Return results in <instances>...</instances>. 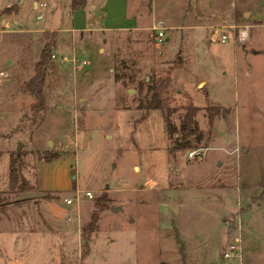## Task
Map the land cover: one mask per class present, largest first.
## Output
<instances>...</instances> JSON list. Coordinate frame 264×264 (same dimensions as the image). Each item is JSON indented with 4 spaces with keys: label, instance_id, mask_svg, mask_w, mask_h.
<instances>
[{
    "label": "rangeland",
    "instance_id": "rangeland-1",
    "mask_svg": "<svg viewBox=\"0 0 264 264\" xmlns=\"http://www.w3.org/2000/svg\"><path fill=\"white\" fill-rule=\"evenodd\" d=\"M183 2L153 0L156 22L205 27L166 29L158 40L152 30L82 36L78 31L72 37L47 30L42 38L40 28L70 25L69 7L61 12L49 1L38 19L41 10L28 1L0 0L1 143L4 149L23 143L24 176L32 181L34 164L38 194H50L32 193L34 198L16 205L10 202L13 195L1 193L0 264H60L61 257L70 264H183V259L264 264V209L249 207L244 190L240 200L234 187L215 185L230 179L232 186H240L239 174L249 168L250 158L236 170L237 155L247 150L253 157L264 155V0H185L186 19L180 12ZM53 37L52 53L67 61L51 58L57 69L46 89L44 120L30 134L11 135L13 128L29 123L21 118L25 111L32 115V99L19 86L33 74L43 42ZM73 57L77 62L86 58L88 64L73 69ZM120 65L126 73L136 67L137 80H170L164 97L175 108L171 120L176 126L186 105L199 107L195 119L205 143L210 137L209 148L199 145L207 148L201 160L188 158L193 147L173 149L178 142L166 136L157 111L136 107L134 83L114 80ZM130 88L135 91L128 95ZM214 104L228 113L209 125L205 106ZM46 152L57 155L47 160ZM219 157L223 165L217 167ZM8 169L9 155L3 152L0 191L8 188ZM122 179L126 188L114 190ZM86 190L93 198L84 196ZM101 193L110 201L83 257L81 227ZM171 203L180 204L179 212ZM115 205L123 210L114 212ZM235 236L241 239V258L224 259L222 244Z\"/></svg>",
    "mask_w": 264,
    "mask_h": 264
},
{
    "label": "trees",
    "instance_id": "trees-1",
    "mask_svg": "<svg viewBox=\"0 0 264 264\" xmlns=\"http://www.w3.org/2000/svg\"><path fill=\"white\" fill-rule=\"evenodd\" d=\"M71 10L83 8L86 5L85 0H69ZM189 9V7H187ZM186 9V10H187ZM236 17L243 18L242 12H236ZM262 21L254 22V24H261ZM48 32H42V38H47ZM57 40L55 37L50 38L49 41L43 42L40 49L38 58L34 64L33 74L29 79L23 81L19 86V92L32 99V102L28 105L32 115L30 116L26 111L22 114L21 118H26L29 121L27 124L16 126L11 130V135L14 133H26L30 134L32 130L39 126L44 120L45 111L47 109V99L49 93H46L47 88H51V80L56 74V64L51 59V54L56 46ZM176 61L180 60V55L175 58ZM124 65L116 67L114 73V80L120 81L125 78L130 83H134L136 89V95L131 97L133 100H137L136 107L141 109L144 113L150 111H157L163 120L164 132L166 136H172L178 142L173 149H186V148H197L203 140V131L199 128L198 123L195 119L196 112L199 107L189 104L185 107V112L181 116L179 126H176L171 120V114L175 111L174 107H171L166 98L164 97V91L169 86L170 80L166 77L149 78V80H137L136 79V67H131L129 72L126 73L123 69ZM125 67V66H124ZM120 68V70H118ZM121 102V98L119 100ZM121 102V107H124ZM207 111V120L209 125L212 124L213 119L218 115L224 116L228 113L227 109L222 108L220 105H209L205 106ZM23 110V108H22ZM194 141V142H193ZM171 149V148H170ZM3 152H7L9 155V169H8V188L5 191H0V195H13L11 199L12 204H21L34 197L29 195L32 193H42L37 187L34 179V164H31L30 174L32 181L26 179L23 174V168L25 165L24 157L25 151H21L17 154L16 149L3 148L1 143L0 135V155ZM57 154L52 152L44 153L43 157L47 160L55 157ZM28 195V196H27ZM40 197L48 198L49 193L38 194ZM38 196V197H39ZM37 198V197H36ZM110 198L106 193H101L93 203V209L90 213L89 220L81 227L80 239L82 256L84 257L90 248L92 237L98 232L99 225L98 221L102 211L108 208ZM1 205L3 203H0ZM184 258V256H183ZM60 264H70L64 257H61ZM160 264H169L167 262H161ZM183 264H190L185 262Z\"/></svg>",
    "mask_w": 264,
    "mask_h": 264
},
{
    "label": "crops",
    "instance_id": "crops-1",
    "mask_svg": "<svg viewBox=\"0 0 264 264\" xmlns=\"http://www.w3.org/2000/svg\"><path fill=\"white\" fill-rule=\"evenodd\" d=\"M21 1V0H19ZM28 1L33 6V9H40L42 16L38 19H41L44 16V11L47 10L48 2H54L62 12L69 7L70 10V25L67 27L57 26L54 28H40L39 31H57L58 35L60 32H69L71 37L74 33L79 31L80 36H82L85 32H97L100 34L111 33L114 31H132V30H151V26L156 22L157 14L153 7V0H150V10L149 16L147 19L143 17V8L146 0H85L86 5L83 8L71 10L70 1L69 0H25ZM184 4L180 10L184 11L183 18L186 19V7L185 0H183ZM45 4L44 9L41 8L42 4ZM68 10V9H67ZM164 25V24H163ZM205 27L204 24H184L182 22H170L168 25H164L163 33L165 35L166 29L178 30L181 28H195V27ZM154 39L156 32L153 31ZM163 35V36H164ZM55 49V48H54ZM57 55V54H56ZM112 69H110L111 71ZM225 118V117H224ZM223 117L220 119L215 117L213 119L212 124L217 120H224ZM211 124V125H212ZM201 129V128H200ZM203 145L207 148L210 146V137L207 139L205 143V137L201 141ZM200 143V144H201ZM199 144V145H200ZM208 144V145H207ZM232 151V150H231ZM229 151V152H231ZM249 157L250 164L249 168H247L246 172H240V186L234 185L232 186L233 180L230 179H219L215 185L221 188L234 187V189L238 192V197L241 200L242 191H246L245 201L249 199L250 204L249 207H257L264 209V155L253 157L251 156V152L249 150L245 151L243 154H239L235 158L236 170L241 167L243 158ZM216 161V166H222L223 161L219 157ZM138 169V166H137ZM171 174V172H170ZM126 183L120 180V183L114 188V190L119 191L126 188ZM258 188H263L262 192H258ZM260 191V190H259ZM260 193V195H258ZM122 206V205H121ZM170 207L175 212H179L180 204L179 203H171ZM224 221L226 218H223ZM226 243L224 242L222 246H224L223 250L226 247ZM223 252V251H222Z\"/></svg>",
    "mask_w": 264,
    "mask_h": 264
},
{
    "label": "built area",
    "instance_id": "built-area-1",
    "mask_svg": "<svg viewBox=\"0 0 264 264\" xmlns=\"http://www.w3.org/2000/svg\"><path fill=\"white\" fill-rule=\"evenodd\" d=\"M45 4L43 3L41 8L44 9ZM42 16V13H40L37 18H40ZM164 25L162 22L160 23H155L151 26V30L155 31V38L156 39H160L161 37H163L164 33H163V29H164ZM226 39V34H221V41H224ZM51 58L52 59H56L59 63H63L66 62L67 60L63 57H58L57 55H55L54 53L51 54ZM72 63V68H83L84 66H86L88 64V60L86 58H82L79 62L76 61V57H73L71 60ZM4 79H5V73L3 71H0V85L4 83ZM207 149L206 147H197V148H193L192 150H190L187 154L188 158L190 159H196V160H201L204 156V150ZM79 190H77V195L75 196L76 198H78V194ZM84 196L87 198H93V194L91 191L86 190L84 192ZM80 198V195H79ZM64 201L66 203H71V199L69 198H64ZM222 256L224 259H231V258H241V239L239 236H235L234 239L232 241H230L225 249L222 252Z\"/></svg>",
    "mask_w": 264,
    "mask_h": 264
},
{
    "label": "water",
    "instance_id": "water-1",
    "mask_svg": "<svg viewBox=\"0 0 264 264\" xmlns=\"http://www.w3.org/2000/svg\"><path fill=\"white\" fill-rule=\"evenodd\" d=\"M16 1H19V0H16ZM134 91H135V89L130 88V89L127 90V93H128V95H131ZM22 145H23V143H22L21 141L17 142V145H16V152H17V154L20 153V150H21V146H22ZM27 196H28V195H27ZM112 210H113L114 212H118V211H122L123 208H122L121 205H115V206L112 208Z\"/></svg>",
    "mask_w": 264,
    "mask_h": 264
}]
</instances>
